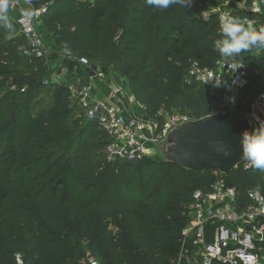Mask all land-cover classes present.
<instances>
[{
  "label": "trees",
  "instance_id": "trees-1",
  "mask_svg": "<svg viewBox=\"0 0 264 264\" xmlns=\"http://www.w3.org/2000/svg\"><path fill=\"white\" fill-rule=\"evenodd\" d=\"M210 2L160 10L147 0H95L93 6L31 0L44 7L43 27L61 51L115 69L136 103L159 122L163 112L188 113L194 120L215 113L213 92L186 81L193 64L215 68L209 55L216 53L218 15L203 19ZM4 29L0 22V264H19L17 256L21 264H80L83 244L110 264H187L181 252L189 204L196 191L210 194L218 176L188 173L156 157L108 162L97 153L105 149L106 135L81 118L65 84L45 85L57 86L47 89L52 101L36 109L33 100L46 92V60L23 57V38L7 40ZM235 63L264 93V51L244 52ZM9 78L26 80L24 88L4 94ZM223 178L244 199L254 186L264 195V170L244 163Z\"/></svg>",
  "mask_w": 264,
  "mask_h": 264
},
{
  "label": "built area",
  "instance_id": "built-area-1",
  "mask_svg": "<svg viewBox=\"0 0 264 264\" xmlns=\"http://www.w3.org/2000/svg\"><path fill=\"white\" fill-rule=\"evenodd\" d=\"M262 1L250 0L253 4ZM7 3V16L13 19L19 36L26 43L20 49L21 55L30 61L47 60L49 50L40 32L44 7L35 8L31 0H7ZM243 8L248 10L246 6ZM212 13L219 17L221 12H205L203 19L208 20ZM242 20L254 23L249 17ZM68 55L72 63L88 67L86 58ZM186 81L189 85L195 83L206 87L216 95L219 106L215 107V113L221 109L230 112L241 108L239 111L247 116L252 128L256 124L255 117L264 119V93L259 91L251 99L243 94L250 86L244 67L235 69L231 65H222L210 69L193 64ZM49 84L61 85L62 80L58 75H52L51 83L44 82V85ZM69 89L72 102L82 115L96 122L106 135L105 151L111 162L135 163L155 157L156 143L166 138L172 128L194 120L188 113L182 112L162 115L164 119L161 122L147 119L146 115L127 117L115 95L100 99L89 86L74 85ZM215 174L218 178L211 185V193L196 191L189 204L190 222L182 232V257L187 264H264L261 257L264 245V195L261 188L252 187L244 199L236 188ZM190 252L192 257L189 256ZM17 262L22 263L20 256H17ZM88 264L99 263L90 260Z\"/></svg>",
  "mask_w": 264,
  "mask_h": 264
},
{
  "label": "water",
  "instance_id": "water-1",
  "mask_svg": "<svg viewBox=\"0 0 264 264\" xmlns=\"http://www.w3.org/2000/svg\"><path fill=\"white\" fill-rule=\"evenodd\" d=\"M225 114L221 109L172 128L154 145L155 157L188 173L212 171L221 177L230 176L245 163L241 158V133L251 131L252 125L237 109L230 111V120ZM225 151L230 155L225 156Z\"/></svg>",
  "mask_w": 264,
  "mask_h": 264
},
{
  "label": "clouds",
  "instance_id": "clouds-1",
  "mask_svg": "<svg viewBox=\"0 0 264 264\" xmlns=\"http://www.w3.org/2000/svg\"><path fill=\"white\" fill-rule=\"evenodd\" d=\"M193 0H147L148 5L164 10L172 5L191 6ZM240 4L238 3L237 7ZM7 0H0V22L11 29L8 22ZM218 38L212 41L213 49L224 60L226 66L231 65L235 69L243 67L236 65V59L244 52L253 49L264 51V27L257 30L251 21H243L238 16H233L230 11H222L218 17ZM256 124L251 131L244 130L241 133L240 149L241 158L247 166L264 170V119L254 118ZM225 156L230 155L225 151Z\"/></svg>",
  "mask_w": 264,
  "mask_h": 264
},
{
  "label": "rangeland",
  "instance_id": "rangeland-1",
  "mask_svg": "<svg viewBox=\"0 0 264 264\" xmlns=\"http://www.w3.org/2000/svg\"><path fill=\"white\" fill-rule=\"evenodd\" d=\"M78 1H81V2H84V3H87L91 6L95 5V0H78ZM210 8H211V5H210ZM8 22L11 23L12 25V28L11 29H8L5 27L4 29V32L2 33V35L5 36V38L7 40L11 39V38H15V37H19V31H18V28L16 26V28L14 27V24L15 22L13 21L12 18L8 17ZM16 25V24H15ZM41 32V31H40ZM42 34V32H41ZM43 36V35H42ZM45 42H46V38L43 36ZM48 50L50 51L49 52V56H52V58H56L58 59L57 55L55 54V52H53V50H51L50 48H48ZM88 69H90L91 71L95 72L93 76V78H97L99 79L100 81L104 82L106 87L109 89V92L111 91V96L112 95H115V98H116V101L117 103L121 104L122 107H126L127 111L125 110V114L127 115L129 113V115H131L132 117H134L137 114L140 113V111H142V114H139L138 116L140 115H146L147 119H151V120H155V119H152L151 117H149L145 110L143 112V107L140 108V106L136 103L130 89H129V86H128V82L127 80L119 73L117 72L115 69H113L112 67H109L103 63H99V62H95V61H90L88 60ZM42 67L45 68L46 72H47V78L45 80L48 79V81H50L51 83V77H50V73L55 71V70H58L57 68H54L52 69L51 66L49 64H47V62L45 61L44 63H41ZM209 64L211 67H214L217 68V67H220L222 65H225L224 63V60L219 56L218 53H214V54H210L209 55ZM239 65H241V63H238ZM11 68H15V67H18V64L17 63H11L9 64ZM60 67V65H59ZM214 68V69H215ZM50 71V73H49ZM26 80L24 79H20V80H15V79H12V78H9L7 80V82H5L3 85H2V88L4 89L3 90V93L6 94V93H9L13 90H16L17 88H19V86H23L24 88V85H23V82H25ZM62 81H63V78H62ZM73 86V85H72ZM82 86V85H80ZM89 87H92L95 94L97 95L98 98L100 99H109V97H104L102 95H99L98 92H97V89L96 87L92 86V85H88ZM54 87H57V86H45L43 85V89L46 90V92L44 93H40L38 94V98L33 100V105H36V109L46 105V104H49L51 103L50 101V98H49V94H48V90L47 89H50L53 91V88ZM249 88V86L247 87ZM208 89V88H207ZM213 94V97H212V100H213V104L214 106L217 108L219 106V102L217 101L216 99V95L214 93ZM111 98V97H110ZM137 107V108H136ZM136 108V110H135ZM139 111V112H138ZM127 112V113H126ZM176 113V112H174ZM177 113H179L177 111ZM173 113H161V115H164V116H168V115H171ZM79 115L81 116V118L84 120V121H88L90 122L86 117L85 115L83 116L82 115V112L79 113ZM139 118V117H138ZM98 154H101L102 156H107L108 154L106 153L105 149L104 150H99L97 151ZM109 156H107L106 158L108 159V162H111L108 158ZM131 173H133V176H135V178L138 176V173H137V170L134 169L131 171ZM137 173V175H136ZM19 177L21 176L20 174H17ZM72 239V238H71ZM83 256H82V259L80 261V264H88V262L90 260H94L96 262H98L99 264H110V258L109 257H102L100 255H92L88 249V246L86 244H83ZM189 256H193V254L190 252V255Z\"/></svg>",
  "mask_w": 264,
  "mask_h": 264
},
{
  "label": "crops",
  "instance_id": "crops-1",
  "mask_svg": "<svg viewBox=\"0 0 264 264\" xmlns=\"http://www.w3.org/2000/svg\"><path fill=\"white\" fill-rule=\"evenodd\" d=\"M238 3L240 4L239 7H237ZM210 4H211L210 10L212 12L245 11V8L243 7L246 6L248 7V10L246 12H252L258 17L256 20H253L254 27L257 30L264 27V1L256 2L255 4H253L252 2H250V0H211ZM40 31L42 32V35L46 38V44L48 48L53 50V52H55V54L58 57V59L56 58L54 59L52 58V56H48L46 60L47 64H49L52 69L59 68L58 70L53 71L52 75H58L61 78V80L63 78L62 83L65 84L67 87H72V85L73 86L74 85H82V86L92 85L96 87L99 95H102L104 97H109V98L113 96V95L111 96V91L109 92V89L106 87L104 82L100 81L97 78L96 79L93 78L92 75H94L95 72L88 69V67L81 66L80 64L77 63L75 67L71 68L72 67L71 63L73 60L70 59V56L68 54H65L55 45L52 35H50L44 27H42ZM67 70H68V73H67ZM258 92L259 90L256 87H254L252 84H250L249 88H247L245 92H243V94L245 93L246 95H248L249 99H251L255 97L258 94ZM114 101H115V98H114ZM124 109L127 111L126 107H124ZM143 112H144V109H143ZM139 114H142V111H140ZM139 114L136 113L134 117L145 116L144 114L138 116ZM126 116L132 117L131 115H129V113ZM262 248H263V251L261 253V257L264 260V245H262Z\"/></svg>",
  "mask_w": 264,
  "mask_h": 264
}]
</instances>
